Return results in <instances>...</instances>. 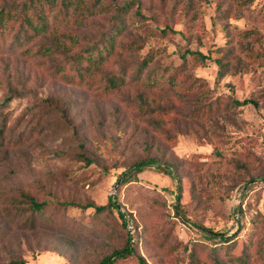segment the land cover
I'll use <instances>...</instances> for the list:
<instances>
[{
  "label": "rangeland",
  "instance_id": "obj_1",
  "mask_svg": "<svg viewBox=\"0 0 264 264\" xmlns=\"http://www.w3.org/2000/svg\"><path fill=\"white\" fill-rule=\"evenodd\" d=\"M172 1L161 6L159 0H141L145 18L132 17L130 26L141 33L140 26H149L154 16L160 27L173 28L175 33L148 37L142 52L150 46L165 47V60L178 64V45L185 40L177 31L187 32L188 17L186 0L170 16ZM195 2L199 29L189 48L210 59L192 72L207 84L209 97H221V112L196 121L183 118L174 126L173 142L153 140L148 122L113 114L114 100L51 81L35 59L0 58V102L8 94L5 82L24 93L0 108V114L8 110L15 136L33 128V137L23 136V146L11 152V158L0 148V264L13 255H22L28 264H97L124 244L119 214L108 210L95 214L93 207L52 205L32 229H24L17 219L18 211L28 207L22 194L92 205H105L115 197L127 214V228L131 232L134 226L139 228L133 234L140 237L135 254L119 264H138L139 255L147 264H191L193 252L206 255L225 246L220 235H236L234 251L239 253L252 232L264 230L263 221L258 223L264 214V0ZM242 30L250 35L242 36ZM218 59L226 72L217 80ZM49 96L65 101L71 126L47 121L51 109L44 99ZM228 96L252 99L257 105L228 106ZM203 97L192 95L190 105ZM79 143L90 162L78 157ZM145 156L176 164L178 183L153 168L131 181H117L122 171ZM179 184L182 192L177 199ZM61 219L62 227L78 228L82 236L76 255L59 243L57 236L65 232L56 227Z\"/></svg>",
  "mask_w": 264,
  "mask_h": 264
},
{
  "label": "trees",
  "instance_id": "obj_2",
  "mask_svg": "<svg viewBox=\"0 0 264 264\" xmlns=\"http://www.w3.org/2000/svg\"><path fill=\"white\" fill-rule=\"evenodd\" d=\"M184 1H172L170 16L176 14ZM159 2L161 6L167 4V0ZM195 3V0H186L183 7L188 17L187 32L177 31L185 43L178 45V57L181 61L175 64L172 59L165 60V47L150 46L142 52L147 46L148 37L165 36L175 33V30L167 25L160 27L154 16L149 26H140L141 33L133 30L130 19L145 18L140 9L141 0H0V58L21 56L35 59L39 65H43L42 68L48 72L51 81L86 93L91 92L102 99H112L117 105L113 114L122 112L125 117L130 116L136 122H148V126L153 129V140L173 142L174 126L183 121V118L196 121L221 112V97H209L207 84L200 83L199 77L192 72L195 65L204 64L210 59L209 55L199 49L189 48L195 38V31L199 29V24H196L199 16ZM229 10H225V17ZM249 33L250 31L242 30L244 37H248ZM216 62L218 80L226 70L222 60L218 59ZM5 84L8 94L0 102L1 109L15 97L24 95L23 88L8 82ZM196 93H201L204 97L192 106L191 97ZM44 100L51 109L48 113L49 123L61 127L72 125L64 107L65 101L54 96L45 97ZM226 100L228 106L234 107L250 103L257 105L252 99L238 100L228 96ZM9 116L8 110L0 114V148L5 152L6 158L23 146V136L33 137V128L29 133L22 132L15 136L9 126ZM44 124L41 128H45ZM79 148L81 151L78 152V157L90 162L81 143ZM162 152L166 153L165 146ZM175 165L162 161V158L145 156L122 171L117 181H131L140 172L153 168L170 175L178 183ZM177 191L176 198L179 199L182 192L180 184ZM22 195L28 207L18 211L17 219L22 221L24 229H32L37 218L44 215L52 205L62 206L64 209L93 207L95 214H102L105 210L116 211L121 217L119 228L124 235V244L108 251L97 264H119L135 254L140 237L138 233H133L139 228L134 226L133 232L127 228V214L121 211L115 197H110L105 205H92L74 200L52 202L48 199L39 200L31 194ZM176 209L179 210V204ZM261 221L264 224V214L258 218V223ZM97 224L103 226V222ZM63 225L65 222L62 219L56 223L58 228ZM259 226L257 224L256 229H260ZM62 229L65 232L57 236L59 243L67 244L69 252L76 255L78 240L82 237L78 228ZM235 236L220 235L219 239L225 246L215 248L206 255H203L204 252H193L190 255L191 264H264V230L252 232L249 239L243 242L239 253L234 251L237 245ZM4 264L28 263L22 255H13ZM138 264L147 262L139 255Z\"/></svg>",
  "mask_w": 264,
  "mask_h": 264
}]
</instances>
